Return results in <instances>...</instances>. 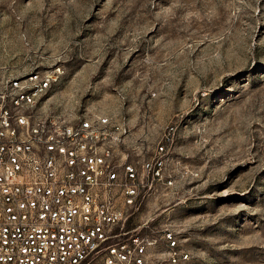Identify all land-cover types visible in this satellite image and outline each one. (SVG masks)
<instances>
[{
    "label": "rangeland",
    "instance_id": "rangeland-1",
    "mask_svg": "<svg viewBox=\"0 0 264 264\" xmlns=\"http://www.w3.org/2000/svg\"><path fill=\"white\" fill-rule=\"evenodd\" d=\"M54 61L51 112L125 119L145 156L175 126L177 191L143 214L182 264H264V0H0V68Z\"/></svg>",
    "mask_w": 264,
    "mask_h": 264
},
{
    "label": "built area",
    "instance_id": "built-area-1",
    "mask_svg": "<svg viewBox=\"0 0 264 264\" xmlns=\"http://www.w3.org/2000/svg\"><path fill=\"white\" fill-rule=\"evenodd\" d=\"M63 71L55 61L0 68V264L187 261L177 228L143 214L150 198L177 191L175 126L147 156L123 149L125 119L49 110Z\"/></svg>",
    "mask_w": 264,
    "mask_h": 264
}]
</instances>
